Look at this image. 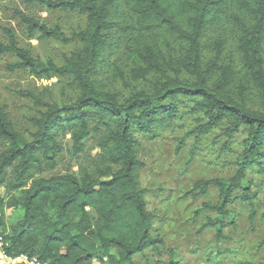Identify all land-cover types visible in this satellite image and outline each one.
<instances>
[{
	"label": "trees",
	"instance_id": "1",
	"mask_svg": "<svg viewBox=\"0 0 264 264\" xmlns=\"http://www.w3.org/2000/svg\"><path fill=\"white\" fill-rule=\"evenodd\" d=\"M20 1L47 12L77 13L87 25L67 37L57 27H47L20 11L14 13L32 34L80 45L60 67L33 59L18 47L9 30L3 31L7 45L0 44V55L17 60L9 71L27 70L38 79L68 77L78 91L67 105L46 104L22 93L44 109L34 120L30 141L15 131L0 108V144L4 146L0 190L7 192L4 198L0 191V241L8 256L26 255L47 264H135L134 258L145 250L155 251L162 240L151 235L154 217L146 210V193L138 180L144 165L138 159L134 134L153 138L155 129L176 119L175 101L180 98L198 100L193 110L207 119L198 128L200 135L226 124L223 135L229 143L240 130L246 132L234 175L198 181L190 194L200 197L215 190L217 203L205 207L222 217L238 198L248 206L253 222L256 195L242 188V183L254 168L264 173V0ZM122 5L127 14L120 11ZM228 5L243 13L227 17L237 32L235 47L242 69L226 68L213 83L215 60L226 45L224 40L216 41L214 62L207 65L203 42L225 17ZM166 38L178 46L176 51ZM119 49L130 60L133 81L143 84L127 98L101 89L97 81L106 57ZM182 75L193 81H185ZM232 87L240 90V97L253 93L259 108L248 106L247 98H232ZM59 135L70 136L75 157L90 135L99 136V166L93 174L34 176L43 162H54L61 153ZM7 210L13 212L10 217ZM215 226L222 236L223 223Z\"/></svg>",
	"mask_w": 264,
	"mask_h": 264
},
{
	"label": "rangeland",
	"instance_id": "2",
	"mask_svg": "<svg viewBox=\"0 0 264 264\" xmlns=\"http://www.w3.org/2000/svg\"><path fill=\"white\" fill-rule=\"evenodd\" d=\"M20 11L47 27L59 28L67 37L86 29V18L77 13L47 12L37 6H25L20 0H0V44L7 45L4 30H9L15 37L19 48L40 62L51 61L56 66L64 65L69 56L80 48L77 42L61 44L41 38L38 33H30L15 16ZM122 13L127 14L125 5ZM224 18L218 21L204 39L205 64H213L218 50L216 41H225V48L216 59L213 69L217 75L210 77L216 83L222 70L226 68L242 69L236 50L237 32L227 19L229 14L243 15L228 5ZM160 41L161 38L154 37ZM176 51L170 38H166ZM264 41V40H263ZM161 47L164 49L163 45ZM121 48V47H120ZM264 58V42H263ZM17 60L12 55H0V108L5 111L15 131L30 141L34 133V120L44 109L22 93L31 94L46 104L67 105L78 96V91L68 77L38 79L27 70L9 71ZM131 63L121 49L114 50L102 64L97 81L105 91L127 98L133 92L143 88L141 82L133 81L130 74ZM236 76V74H234ZM185 81H193L181 76ZM240 90L231 88L232 98H247L248 106L259 108L257 97L252 93L239 96ZM198 100L177 99L176 119L163 128L154 130L153 138L146 134H134L139 144L138 159L144 168L139 172L140 188L145 191L146 210L154 217L151 235L161 239L157 249H147L134 258L135 264H262L264 262V173L258 168L250 170L242 188H249L256 195L254 202L255 216L249 221L248 206L234 199L227 207V214L222 217L206 204H216L218 193L211 189L206 195L193 197L190 192L198 181L209 179H229L236 171V161L243 151L246 138L245 130H240L228 143L223 135L224 126L212 129L204 135L198 133L207 119L201 112L193 110ZM99 136L90 135L84 143L82 153L72 155V143L69 135H59L57 141L61 153L54 162H43L41 171L35 177L82 173L93 174L99 166L97 141ZM4 150L0 144V152ZM52 162L53 164H51ZM264 170V160L262 162ZM1 195L7 192L1 188ZM11 210L6 215H12ZM216 222H222L221 235L216 232ZM213 223V224H212ZM212 224V225H210Z\"/></svg>",
	"mask_w": 264,
	"mask_h": 264
},
{
	"label": "built area",
	"instance_id": "3",
	"mask_svg": "<svg viewBox=\"0 0 264 264\" xmlns=\"http://www.w3.org/2000/svg\"><path fill=\"white\" fill-rule=\"evenodd\" d=\"M0 264H47L38 261L35 258H29L26 255L8 256L3 247V243L0 241Z\"/></svg>",
	"mask_w": 264,
	"mask_h": 264
}]
</instances>
